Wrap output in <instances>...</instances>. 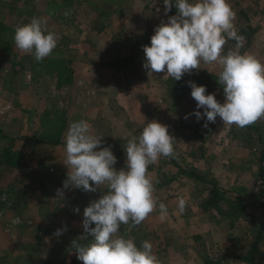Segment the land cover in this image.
Here are the masks:
<instances>
[{
    "label": "rangeland",
    "instance_id": "1",
    "mask_svg": "<svg viewBox=\"0 0 264 264\" xmlns=\"http://www.w3.org/2000/svg\"><path fill=\"white\" fill-rule=\"evenodd\" d=\"M3 1L9 0H0V20L13 27L28 23L33 17L46 20L48 30L56 35V48L66 49L74 60L75 80L72 85L57 88L55 77L32 76V53H23L14 45L12 64L0 48V148L10 143L5 135H35L40 114L56 106L67 110V129L70 122L86 120L93 134L102 137L101 146H111L117 170L125 166V138L129 133L138 135L146 122L155 120L168 126L169 134L176 139L174 157L185 167L194 166L216 176L223 187L231 190L247 193L257 184V139L243 140L240 136L244 128L225 125L219 117L204 127L206 118L197 121L194 115H188L196 110L203 112L196 108L192 97L176 103L168 94L165 74L148 75L144 69L142 46L150 45L154 28L170 16L169 12L164 14L163 0H124V13L112 14L106 22L100 21L92 5L97 0H77L68 20L47 15V0H31L35 14L29 17L11 14ZM228 3L235 12L233 23L237 32L241 28L246 30L241 35L244 41L240 52L264 63V0ZM248 38L253 39L247 42ZM235 44L236 41L229 40L225 53ZM118 55L133 57L134 65L118 70L102 64ZM200 68L216 73L219 70L215 64L201 63ZM215 95L223 103L224 96ZM200 145L204 147V157L196 155ZM64 147L30 143L21 138L14 143V149L23 153L17 164H0V264H82L72 242L83 234L84 208L101 193L63 188L67 178ZM177 171L170 157H160L149 165L153 196L158 204L167 206V215L161 218L157 206L140 225H122L120 233L134 238L138 246L148 240L160 264H202L209 253H225L224 264H247L235 256L249 250L255 226L244 220L229 228L228 219L209 220L199 206L205 200L202 186L187 177H179L165 187L156 185L157 179L165 178L164 174ZM58 189L62 190V197H57ZM244 196L250 205L248 213L259 224L264 208L253 195ZM181 198L186 201L183 213L178 209ZM77 207L78 214L74 212ZM65 225L67 231L55 236L54 232ZM261 249L263 256L256 264H264V240Z\"/></svg>",
    "mask_w": 264,
    "mask_h": 264
},
{
    "label": "clouds",
    "instance_id": "2",
    "mask_svg": "<svg viewBox=\"0 0 264 264\" xmlns=\"http://www.w3.org/2000/svg\"><path fill=\"white\" fill-rule=\"evenodd\" d=\"M163 4L166 16L173 4L177 12L154 28L150 45L142 46L143 67L148 75L164 73L165 78L180 81L184 74L200 70L201 63L215 64L223 103L215 93L206 94V86L188 81L196 108L203 109L188 115H194L197 121L206 118L204 127L215 123L217 117L223 124L239 128L264 118V63L240 52L244 37L235 28V12L228 0H163ZM229 40L236 44L225 53ZM13 41L21 52L32 53L37 62L50 56L57 46L55 33L48 30L42 17L18 25ZM125 139V166L117 170L111 146H101L102 137L93 134L86 120L70 122L65 134L63 164L67 178L63 188L101 193L84 208L83 234L72 242L82 264H160L148 240L138 246L134 238H126L120 229L122 225H140L157 206L161 218L167 215V206L158 204L153 196L155 188L148 168L160 157L175 155L176 139L169 134L168 126L155 120L146 122L138 135L129 133ZM62 196L58 189L57 197ZM185 207L186 201L181 198L179 211L183 213ZM79 211L78 207L74 209L77 214ZM64 231L66 225L54 235L59 237Z\"/></svg>",
    "mask_w": 264,
    "mask_h": 264
},
{
    "label": "trees",
    "instance_id": "3",
    "mask_svg": "<svg viewBox=\"0 0 264 264\" xmlns=\"http://www.w3.org/2000/svg\"><path fill=\"white\" fill-rule=\"evenodd\" d=\"M76 1L77 0H47L45 12L52 18L68 20L72 17L73 5ZM123 3L124 0L92 1V5L96 12H98L100 21L102 22H106L112 14H123L125 11V7H122ZM173 3H175V0H173ZM2 4H4L3 6H8V11L18 17H29L35 14V5L32 4L31 0H9L3 1ZM176 12L177 10L173 4L169 15H176ZM15 28L16 27L9 25L8 22L0 20V48L4 56L12 61V64H15L14 59H10V55L14 52L13 47L15 44L13 36ZM245 32L246 30L241 28L238 34L242 35ZM252 39L253 38H248L247 42H251ZM66 52V49L55 48L52 54L43 61L37 62L34 60L30 65L32 76L38 78L45 74L55 77L57 79V88L72 85L75 80L74 60ZM134 63L135 60L133 57H121L118 55L111 61H106L102 64L115 67L118 70H123L126 67L134 65ZM217 79L216 72L213 70L200 68L198 71L193 70L191 74H184L180 81L167 78L166 86L169 96L176 103H182L186 98L191 97V88L187 84L188 81L195 82L197 86H206V94L215 93L224 96L223 89L218 84ZM39 123V128L35 135H25L22 137L5 135L10 140V143L8 146L0 148V164L6 163L12 166L17 164V159L22 157L23 153L14 149V143L21 138H25L26 141L30 143L33 142L48 146H65L63 137L68 126L67 110L56 106H53L51 109H45L40 114ZM244 129L245 131H243V135H241L240 138L250 142L256 138L258 142L256 150L259 151L256 154L257 169L254 173L258 182L253 185L247 193L242 190H231L223 187L221 181L216 176L201 172L194 166L185 167L178 162L174 156L170 157V160L173 165L177 167L178 171L171 175L164 174L165 178L157 179L156 185L158 187H165L179 177H187L193 180L195 185L202 186L203 193L201 194L205 195V200L202 201L199 206L209 220L221 222L228 219L229 228H235L237 222L240 221L246 220L247 222H251L252 225L255 226L254 241L246 253H236L235 257L247 264H256L257 260L263 256L261 245L264 240V218L259 224L255 223L256 217L248 213V207L250 205L245 201L244 195H253L259 205L264 208V118ZM200 138L203 139V136L200 135ZM196 155L200 157L205 156L203 145L198 147V153H196ZM180 156L182 157L183 155ZM225 257V253H209L206 254L202 264H224Z\"/></svg>",
    "mask_w": 264,
    "mask_h": 264
}]
</instances>
